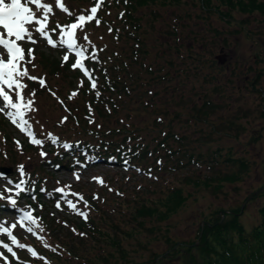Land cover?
Returning <instances> with one entry per match:
<instances>
[{
  "label": "rangeland",
  "instance_id": "1",
  "mask_svg": "<svg viewBox=\"0 0 264 264\" xmlns=\"http://www.w3.org/2000/svg\"><path fill=\"white\" fill-rule=\"evenodd\" d=\"M47 1L52 2L54 0ZM62 2L72 14H83L88 6L92 4V0H62ZM80 5L82 8H78ZM32 7L34 8V6ZM182 7L185 9L169 8L164 12H160L161 18L147 23L146 25L152 26L153 29H150L148 34L146 33L145 38L148 40L143 41L149 50L151 49L150 57L152 56L157 60L163 52H167L168 56L166 59H174L175 64L177 66L180 65L182 69L181 73L178 74L176 71L178 68H171L168 78L169 82L163 83L154 89L160 95H154L151 99L152 103L159 107L162 112L167 107L166 114L156 112L153 116H137L128 119L127 123L137 127L146 126V131L142 130L145 134L149 131L147 129L154 125V121L156 122V119L161 117V122L164 123V126L171 127L176 133L196 134L197 128L192 125L193 120L190 118L189 101L196 99V94L199 96L202 87L208 88V85L201 86L204 78H208V76L215 77L214 83L219 87V92L215 95L214 101L220 104V108L209 117V121L216 124V127H214L216 132L212 134L213 142L210 144L213 149L231 147L235 152V157H245L251 161L250 171L235 186L225 184L223 193H213L212 189L207 190L202 187L198 189L193 188L192 184H178L175 180L177 176H174L176 173H158L156 168L153 170V174H155L153 177L142 178L134 170H126L121 167H87L77 164L73 165L72 169H69L44 163L45 160L50 159V153L57 149L54 145L49 146L46 138L47 134H56L62 137H70L76 134L77 130H75L74 125L72 126L68 121L62 122L64 118L60 119V117L68 114L64 110L65 105L68 109H72L73 112L78 110L73 108H79V105H84L81 101L82 97L76 96L69 99V96L79 89L89 88V83L88 78L84 77L79 70L73 69L72 64L75 59H71L68 54L61 55L52 49L45 48L43 45L47 44L46 40L40 37L38 33H35V26H30L33 30V38L37 42L35 44L22 42V47L25 50L31 48L34 56L31 63H26L24 67L30 76L37 79L29 80L25 77L21 80V83L26 85L23 90L24 94L33 102L31 108L34 109L32 111L24 109V118L28 120L31 132L36 139L42 141V145L38 146L30 143L29 137L11 123L6 115L9 110L0 113V118L2 119V123L0 122V169H10L8 174L0 173V196L6 197L3 201H9L7 197L17 201L16 213L1 214L0 224L10 227L19 221L24 212H31L37 221L36 225H29L25 222L27 227L33 228V233H29L19 226L13 230L17 241L25 245V248L21 249L12 245L6 235H0V242L8 243L16 253L15 257L23 260L25 264H40V250H44L45 247L47 248L50 245L52 246L50 248L60 251L59 253L62 254L60 255L59 263L52 262L51 264H82L84 260L81 259L97 262L96 258L102 252L101 248L95 249V242L91 238L88 229L84 228L81 231L77 228L80 223V216L68 209L66 202L68 200L76 204L77 211L79 209L88 210L91 203L94 204L96 209L98 208L103 212L104 216L108 218V221L102 225L103 232H112L114 227L110 229V225H113L121 227L119 228L123 230L121 232L130 233V237L125 238L127 240L124 241L123 239V245H129L130 248V246L135 244V239L142 240L143 243H149L150 245H147L146 250L137 246L130 248L137 249V252L133 254L137 261L146 260L152 254V251L158 254L164 252L167 248L163 242L165 238L174 241L193 240L197 229L202 226L204 218L219 209L231 210V208L244 205L239 213V220L245 229L249 230L259 222L258 209L263 200L260 198L256 200L250 199L246 203L245 201L251 193L256 192L262 186L263 181L264 118L260 116L263 105L260 91L264 92V16L250 14L247 17L239 12H233L235 22H239L243 18L248 21L246 23L248 36L239 30L237 23L228 24L227 22L219 21L217 16L211 17L206 22H209L212 28L221 32L219 36L204 33V30L207 29V27H204L205 25L190 24L192 29L197 30L201 36L203 34L207 40V43L201 49L200 46L194 48L195 52L201 54V56H198L205 60L191 61V59L186 58L188 55L185 49L187 40H183L184 47L181 49V55L184 56V64H181L182 61L177 60L174 50L166 49V47L171 44L172 46L170 47H173L175 44L174 35L170 36L169 34L175 16L183 14L187 10L191 11L184 0ZM154 8H156L155 5L149 4L140 9L138 13H148ZM80 9H82L81 12H79ZM196 9L192 7V11ZM196 11L199 13L198 10ZM61 19L62 15L58 11L54 10L50 15L49 27L46 31H48L49 37L52 38L53 42L55 41V36L52 32V21L56 20L59 22ZM198 27L204 28L201 30ZM2 31L0 29V32ZM183 33H186L185 29L180 28L176 36L180 37L181 34L184 35ZM97 34L102 37L106 34V31L101 28ZM225 41L227 42L226 46H224ZM116 42L118 43L108 46L109 50L105 59L110 58L111 55L114 56L115 52H120L122 56L128 57L129 53L127 52L133 48L132 44H129L131 42H125L124 38ZM122 48L126 51H123ZM156 51L159 55L158 58ZM35 52L37 53L34 54ZM65 55L69 56L68 62L64 61ZM4 58L6 59V56ZM50 61L55 62L51 63ZM143 62L147 61L143 60ZM192 74H198L199 82H193ZM39 79L45 81V86L42 87L39 84ZM82 84L83 86H81ZM173 88H178L175 96L172 95L168 98L164 96V92L170 93ZM33 91L35 95H32ZM2 103V100H0V105ZM175 113L181 116L176 118L174 116ZM119 119L123 120V117ZM107 124L110 128L116 127L114 119ZM199 126H201V133L208 134L211 126L209 127L207 123ZM241 127H243V130H241ZM166 129L169 130L167 127ZM164 134L167 133L162 130L161 136L163 137ZM3 135H6V137ZM7 136L10 140L7 139ZM196 136L198 135L196 134ZM256 138L257 140H255ZM176 146L174 143L173 147L176 148ZM41 152L46 153V156L41 157ZM161 157L163 156L161 155ZM162 160L165 162L164 158ZM224 164L211 170L201 165V167L197 168V172L200 177L209 175L215 177L219 174V169L221 173L233 171V167L230 166L228 168ZM21 166L24 169L23 176L20 173ZM192 170L196 171L195 168H192ZM195 173L191 174L189 172L185 173V175L190 179H194L197 176ZM39 177L42 178V183L52 193H56L55 199L18 198L15 195V184L19 183L21 179L25 181L22 185L25 189L29 181ZM94 178H99L104 183L100 184ZM8 180H11L12 183H7ZM181 185L187 198L185 205L164 221L157 222L153 218L154 221L145 219L144 222H140L129 218L127 208L132 205L130 201H132L135 192L142 191L141 198L157 201V199L167 194L170 189L172 190L174 187ZM6 188L11 189V191L5 192ZM56 189H62L63 192H57ZM78 197H83V200ZM85 202H87V207ZM57 203H60V208H57ZM90 215H92L98 225L102 223L99 212L90 211ZM221 217L223 218L224 216L221 215ZM40 219H45L46 226ZM133 233L135 235L134 238L132 236ZM54 244L62 245L66 249L69 248L75 251L78 259L68 258L67 262V258H63V251ZM29 248L36 253L35 256L28 251ZM15 257L0 247V264H6V260L7 264H15ZM34 258L39 259L34 262ZM156 261L160 262L159 259H156ZM161 264L179 263L168 259V261H163Z\"/></svg>",
  "mask_w": 264,
  "mask_h": 264
},
{
  "label": "trees",
  "instance_id": "2",
  "mask_svg": "<svg viewBox=\"0 0 264 264\" xmlns=\"http://www.w3.org/2000/svg\"><path fill=\"white\" fill-rule=\"evenodd\" d=\"M47 2L54 4V1ZM184 2L191 11L187 10L183 14L175 16L172 30L168 31L170 36L174 35L175 44L173 47H170L172 44L166 47V49L174 50L177 60L182 61L181 64H184V56L181 55V49L184 47L183 40H187L185 49L188 55L186 58L191 59V61L205 60L200 57L201 54L194 51V48L200 46L201 49L207 43V40L203 34L201 36L197 30L192 29L190 24L205 25L204 27H207V29L204 30V33L219 36L221 32H218L217 29L211 27L209 22H206L211 17L217 16L219 21L228 24L237 23L239 30L248 36V30L246 29L248 21L243 18L244 20L241 19V21L235 22L233 12H239L247 17L250 14L264 16V0H184ZM182 3L183 0H127V2L125 0H105L104 6L98 11V17L101 20L100 26H97L94 21L89 23L83 32H78L79 39L76 41L78 45L87 49L85 55L88 57L92 55V51L95 49L96 59H87L84 64L92 72V76L97 82V89L92 90L90 87H85L79 89L82 91H75L77 97L84 99L81 100L84 105L73 108L78 109L76 112L68 109L66 105L64 106V110L68 114L60 117V119L64 118L63 122L68 121L69 124L74 125L77 132L70 137L47 134L46 138L49 146L54 145L57 149L50 153V159L45 160L44 163L69 169L77 164L87 167H121L126 170H134L142 178L153 177L155 175L153 170L156 168L158 173H176L174 176H177L175 180L178 184H192L193 188L212 189L213 193H223L225 184L235 186L243 180L244 176L250 171L251 161L245 157H235V152L231 147L213 149L210 144L213 142L212 134L216 132L214 128L216 124L211 123L209 117L220 108V104L214 101L215 95L219 92V87L214 83L215 77L208 76V78H204L201 86L208 85V88L202 87L203 92L200 93L202 95L197 96L196 94V99L189 101L190 118L193 120L192 125L197 128L195 132L198 136L195 133L188 135L174 132L171 127L164 126L161 117L156 119V122L154 121V125L147 129L149 131L145 134L142 130L146 131V126L137 127L127 123L130 118L143 115L153 116L156 112H162L159 107L152 103V97L160 95L154 89L163 83L169 82L171 68H178L176 69L178 74L182 71L181 66H177L174 59H166L167 52H163L158 58L159 55L156 51L157 60L152 56L150 57L151 49L149 50L143 42L148 40L145 38L146 33L148 34V31L150 32V29H153L152 26L146 24L150 21H157L158 18L162 17L160 12H164L169 8L185 9L182 7ZM149 4L155 5L156 8L151 9L148 13H138L140 9ZM93 6L94 0L83 14H88ZM192 7L197 8L196 10L199 13L196 10V12L192 11ZM78 8H82V6L80 5ZM55 11L62 15L61 21H52V32L55 36L53 43L57 47L48 46L46 43L43 46L61 55L68 54L71 59H75L74 52L70 51V53L66 46L60 45V40L66 39V37L61 36L57 25L67 26L74 22V16L82 13L70 16L58 9ZM81 11L82 9L79 12ZM101 28L106 31V36L101 37L97 34ZM180 28L185 29L186 33L177 37L176 34ZM203 28L199 29L202 30ZM85 33L89 37L90 44L83 39ZM122 38L125 42H131L129 44L133 46L127 52L129 53L128 57L122 56L120 52H115L114 56L111 55L110 58L105 59L109 50L108 46L117 44L116 41L122 40ZM226 45L227 42L225 41L224 46ZM122 50L126 51L123 48ZM143 60L147 62H143ZM197 76L198 74H192L193 82H199ZM177 90L178 88H173L170 93L164 92V96H167V98L172 95L175 96ZM96 91L100 92L99 98L95 94ZM260 94L263 102L260 116L264 118V92L260 91ZM166 109H163L162 114H166ZM174 116L179 118L181 115L175 113ZM120 117H123V120L119 119ZM112 119H114L116 127L110 128L107 123ZM0 122L2 123L1 118ZM204 123H207L209 127L211 126L208 134L200 131L201 126L199 125ZM162 130L167 133L163 137L161 136ZM241 130H243V127H241ZM3 136L6 137V135ZM7 139L10 140L8 136ZM53 140L56 142L53 143ZM174 143L177 145L176 148L173 147ZM64 144H68L70 147L65 149ZM198 144L200 145L197 146ZM163 158L165 162L162 160ZM221 164L228 168L233 167V171L221 173L219 169V174L215 177L210 175L200 177L197 172V168L201 165L211 170L221 167ZM192 168H195L196 171ZM189 172L191 174L196 172L197 176L190 179L185 175ZM259 189H264V165L262 186L257 190ZM141 193L143 192H135L132 201H130L132 205L127 208L129 218L140 222H144L145 219L154 221L153 218L157 222L164 221L182 208L187 199L182 185L170 189L167 194L157 199V201L143 199L140 197ZM55 194L42 183V178L39 177L29 181L24 193L18 198L30 197L31 199L53 200ZM260 198L263 202L258 209L259 222L249 230L245 229L239 220L241 206L231 208V210L219 209L204 218V222L197 229L193 240L174 241L165 238L163 242L167 246L166 250L161 254L152 251V254L143 261L135 260L133 254L137 252V249L130 248L137 246L146 250L147 245L150 244L135 239V244L130 248L129 245H123L122 242L127 240L125 238L130 237V233L121 232L123 230L119 229L121 228L119 226L110 225V229L114 227L112 232H103L102 225L108 221V218L98 208L96 209L94 204L90 203L88 210H78L88 215L87 219L82 216L79 217L80 223L77 228L81 231L84 228L88 229L91 238L95 242V249L100 247L102 252L97 256V262L81 259L84 260L82 264H161L163 261H168V259L179 264H264V192L254 196L252 200ZM16 208L17 206H13L9 201L0 200V215L14 213ZM90 211L101 214L100 220H102V223L100 225L90 215ZM221 215L224 217L222 218ZM40 220L46 226L45 219ZM151 223L153 224V222ZM132 236L135 237L134 233ZM54 245L63 251V258H67V262L68 258L78 259L75 251L69 248L66 249L62 245ZM50 247L52 246L40 250V264L60 262V255H62L59 253L60 251H55ZM6 256L8 257V255ZM38 259L34 258V262H37ZM156 259H159L160 262L158 263ZM15 264L25 263L15 257Z\"/></svg>",
  "mask_w": 264,
  "mask_h": 264
},
{
  "label": "snow or ice",
  "instance_id": "3",
  "mask_svg": "<svg viewBox=\"0 0 264 264\" xmlns=\"http://www.w3.org/2000/svg\"><path fill=\"white\" fill-rule=\"evenodd\" d=\"M125 2H127V0H125ZM104 4L105 0H94V6L90 8L88 14L74 16V22L67 26L57 25L61 36L66 37V39L60 40V45L66 46L69 51L75 53V60L72 67L73 69L79 70L84 77L88 78L89 87L92 90L97 89V82L93 78L92 72L85 67L84 61L87 59L95 60L96 52L95 49H93L92 55L90 57L86 56L85 52L87 49L78 45L76 41L79 39L78 32H83L89 23L94 21L97 26H100L101 20L98 17V11L102 9ZM32 6H34V8ZM56 9L70 16L73 15L62 0H54V4H49L47 0H0V29L3 30L0 32V100L3 102L2 105H0V113L9 110L6 112V115L11 123L29 137L30 143L38 146L42 145V141L35 138L30 130L31 126L28 120L24 118V109H28L29 111L34 110L31 108L33 102L24 94L23 90L26 88V85L21 83V80L25 77L29 80L37 79L36 77L30 76L27 69L24 67L26 63H31L34 56L31 48L25 51L22 47V42H29L32 44L37 42L33 38V30L30 27L35 26V33L43 37L48 45L57 47V45L53 43L52 38L49 37L48 31H46L49 27L50 15ZM109 31H111V29H109ZM83 39L88 41L89 44L91 43L86 33ZM5 56L6 59L4 58ZM64 61L68 62L69 56L65 55ZM38 82L42 87L45 86V81L43 79H39ZM81 86H83V84ZM95 94L98 98L100 97L99 91H96ZM32 95H35L34 91ZM76 95V92L71 93L69 99L74 98ZM52 142L55 143L56 141L53 140ZM63 147L67 149L70 146L64 144ZM40 155L44 157L46 153L41 152ZM20 173L22 176L24 175L23 166L20 168ZM94 179H97V182L100 184L104 183L99 178ZM7 183L11 184L12 181L8 180ZM24 183L25 181L21 179L19 183L15 184L16 196H20L24 193L25 189L22 187ZM10 191L11 189H5V192ZM56 191L63 192L62 189H56ZM5 198V196H0V200ZM7 198L13 206L16 205V199H12L11 197ZM78 198L83 200V197ZM66 202L68 209L73 211L76 215L87 219L88 214L77 211L75 203L71 200ZM56 206L57 208L61 207L60 203H57ZM85 206L87 207V202H85ZM25 222L29 225H36L37 223L31 212H24L16 224L10 227L0 224V235H6L12 245L21 249L25 248V245L19 243L16 236L13 234V230L17 226L25 229L29 233H33V228L27 227ZM0 247L4 248L13 257L16 256L13 248L8 243L0 242ZM28 251L31 252L33 256L36 255L31 248H29Z\"/></svg>",
  "mask_w": 264,
  "mask_h": 264
},
{
  "label": "water",
  "instance_id": "4",
  "mask_svg": "<svg viewBox=\"0 0 264 264\" xmlns=\"http://www.w3.org/2000/svg\"><path fill=\"white\" fill-rule=\"evenodd\" d=\"M0 173L8 174V173H10V169H4V168H2V169H0ZM263 192H264V189H259V190H257L256 192H254L252 195H250V196L248 197V199L245 201V203H246L247 201H249L250 199H252L254 196H257V195H259V194H261V193H263ZM245 203H244V204H245ZM243 206H244V205H242L241 209L243 208Z\"/></svg>",
  "mask_w": 264,
  "mask_h": 264
}]
</instances>
